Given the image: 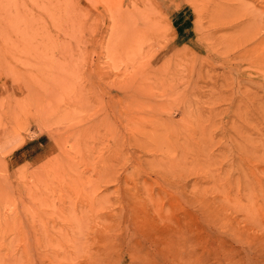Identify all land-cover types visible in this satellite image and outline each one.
I'll return each instance as SVG.
<instances>
[{
    "label": "rangeland",
    "instance_id": "374dc122",
    "mask_svg": "<svg viewBox=\"0 0 264 264\" xmlns=\"http://www.w3.org/2000/svg\"><path fill=\"white\" fill-rule=\"evenodd\" d=\"M0 4V264H264V0Z\"/></svg>",
    "mask_w": 264,
    "mask_h": 264
},
{
    "label": "bare ground",
    "instance_id": "6f19581e",
    "mask_svg": "<svg viewBox=\"0 0 264 264\" xmlns=\"http://www.w3.org/2000/svg\"><path fill=\"white\" fill-rule=\"evenodd\" d=\"M2 3H4V2L2 1ZM2 3H1V4H2ZM1 4H0V5H1ZM3 5H4V4H3ZM53 6H54V5H53ZM3 7H4V6H3ZM1 8H2V7H1ZM1 8H0V9H1ZM8 8H9V7H8ZM4 10H5V9H4ZM0 11H1V10H0ZM5 11H6V10H5ZM7 12H8V11H7ZM49 12H50V11H49ZM49 12H48V13H49ZM51 12H52V10H51ZM5 13H6V12H5ZM16 13H18V12H16ZM6 14H7V13H6ZM17 15H18V14H17ZM2 16H4V15H2ZM7 16H8V15H7ZM18 17H19V16H18ZM25 18H26V16H25ZM19 19H21V18H19ZM23 19H24V18H23ZM29 19H30V18H29ZM3 20H4V19H3ZM24 20H25V19H24ZM31 20H32V19H31ZM1 21H2V20H1ZM21 21H22V20H21ZM21 21H20V22H21ZM34 21H35V20H34ZM4 22H5V21H4ZM25 22H26V20H25ZM27 22H28V20H27ZM13 24H14V23H13ZM0 26H1V25H0ZM3 29H4V28H3ZM46 35H47V33H46ZM9 53H10V52H9ZM8 65H9V64H8ZM13 219H14V218H13ZM6 220H7V219H6ZM8 221H9V220H8ZM12 222H13V221H12ZM40 226H41V225H40ZM29 230H30V229H29ZM45 239L47 240V238H45ZM42 243H43V242H42ZM48 245H49V244H48ZM28 250H29V249H28Z\"/></svg>",
    "mask_w": 264,
    "mask_h": 264
}]
</instances>
